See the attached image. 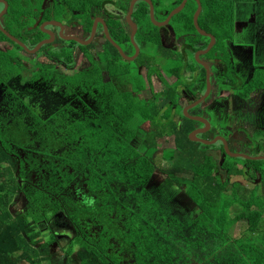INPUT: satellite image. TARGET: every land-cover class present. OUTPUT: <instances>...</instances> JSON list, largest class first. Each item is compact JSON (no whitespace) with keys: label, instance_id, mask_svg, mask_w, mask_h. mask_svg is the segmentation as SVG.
<instances>
[{"label":"flooded vegetation","instance_id":"1","mask_svg":"<svg viewBox=\"0 0 264 264\" xmlns=\"http://www.w3.org/2000/svg\"><path fill=\"white\" fill-rule=\"evenodd\" d=\"M19 1L21 7L31 10L28 16L26 13L19 16L9 14L15 0L0 1V14L7 5L6 11L0 17V25L28 48L8 37L0 29L17 45L0 41V53L3 54L0 56V64L10 61L14 65L11 70L0 67V149L5 148L2 136L6 144L9 142L6 134L13 136L24 131L29 140L17 147L14 144L9 145L11 155L16 159L15 168L11 166L12 171L5 178L4 174L0 175V182L9 180L10 183L16 182L20 185L13 193L11 203L7 205L14 217L26 212L30 196L33 200L52 196L60 202L58 208L51 207L47 212L49 216L41 218L36 224L35 231L40 233V241L35 247L46 243L53 233L58 237L57 241L49 245L48 252L42 254L45 257L43 264H64L70 257H76L79 264L78 246L69 256L63 250L76 233V225L66 221H69L70 214H78V204L91 201V188L97 189L101 194L102 177L98 176L94 167L106 176V171L93 163L92 168L79 172L77 176L70 175L68 185L59 191L57 186L61 177H54L53 191H48L39 184L43 183L44 178L48 179V175L41 164L43 145L36 139L37 129L35 131L36 126L31 125V118L32 114L46 116L44 112L54 102L53 97L42 94L43 80L31 79L32 73L40 70L43 64L54 81L56 76L66 77L80 71L89 74L97 63L103 107L107 108V100L121 96L113 94L115 89L119 93L131 91V95L137 100L158 107L156 113L160 112V115L167 118V122L177 123L185 138V145L199 148L215 162L217 168L214 176L219 177L221 182H229V194L235 189L242 199H249L253 195L264 198V47L252 45L249 40L247 42L240 38L239 33L252 16L256 15L260 21L264 18V0H242L243 8L236 5L238 0H226L234 6L233 32L230 38L225 39L221 51L217 49L216 36L205 30L216 38L208 50L212 39L198 31L195 24L197 33L208 40H200L195 44L198 49L192 51L190 46L198 37L196 32L187 30V21L182 14L191 0H187L184 8L169 20L171 12L183 0H176L171 8H165L164 0H151L154 19L151 17L150 4L146 0H137L132 11L131 4L134 0ZM142 2L148 5V11L144 12L149 17L143 20L138 12V5ZM261 5L263 7L260 9ZM197 9L198 3L195 13ZM167 20L166 24L161 25ZM36 40L37 43L33 45ZM46 40L50 42L43 44L38 51H29ZM204 42L206 45L203 47ZM43 49L71 50L73 61L69 65L57 62ZM206 50V53H201ZM37 54L41 57L31 62V70L27 69L28 58ZM85 81L89 84L91 78L86 77ZM87 97L92 99L90 92ZM152 105L149 104V112L152 111ZM22 118L25 126L20 125ZM130 124L138 129L143 127L144 122L136 117ZM174 146V136L162 139L159 150L153 156L156 170L148 188L160 205L176 216L184 227V234L188 235V230L200 217L201 211L188 195L186 183L174 182L170 185L166 181V168L171 161L163 157V150ZM158 152L162 153V158L169 164L162 170L164 182L154 187L153 177L158 170L155 156ZM7 166L9 165L6 163L2 165ZM23 166L28 167L26 171L30 172L29 175L21 176ZM230 170L239 172L230 173ZM171 191L174 193L173 201L170 199L172 202L167 200ZM181 192H184L193 207L188 208L176 202ZM234 207L236 210L239 208L233 206V214L236 211H232ZM97 218L99 223L91 219L86 221L87 229L84 234L88 236L89 242L102 241L104 238L97 237L102 233V227L106 226V211L99 210ZM242 221L246 222V227L236 235L235 226ZM263 224L264 215L258 231L264 230ZM246 230L247 221L241 219L235 223L231 233L239 238ZM117 246V264L133 263L137 260V255L133 252L124 253L123 244ZM54 248H58L62 255L58 256ZM195 251L197 254L194 260H200L196 264H203L200 247L195 248ZM13 263L30 264L25 259L15 262L13 256L4 263L0 262Z\"/></svg>","mask_w":264,"mask_h":264},{"label":"trees","instance_id":"2","mask_svg":"<svg viewBox=\"0 0 264 264\" xmlns=\"http://www.w3.org/2000/svg\"><path fill=\"white\" fill-rule=\"evenodd\" d=\"M201 2L203 10L199 25L216 36L217 49L221 51L225 39L230 38L233 32L234 6L226 0ZM19 3L15 0L9 14L19 16L26 13L28 16L31 10ZM138 6L140 18H149L144 12L148 11V5L142 2ZM196 8L197 3L191 0L182 13L187 21V30L196 32L198 37L190 46L192 51L198 49L195 44L200 40H208L195 29L193 15ZM0 41H9L17 46L1 31ZM37 41H33V45ZM43 50L57 62L69 65L73 61L71 50ZM0 56L3 54L0 53ZM0 67L11 70L14 65L4 61ZM42 68L34 71L31 79L41 78L42 94L53 97L54 102L44 112L46 116L32 114L31 118V125L36 126L35 131L37 129L36 139L43 145L41 164L48 175V179L44 178L39 184L53 191L54 177H61L57 186L59 191L68 185L70 175L77 176L79 172L92 168L93 163L106 171L104 177L94 167L98 176L102 177L101 194L91 188V201L78 204V214H70L69 221H66L76 225L72 241L63 249L67 256L78 246L79 264H117V245L123 244L124 253L137 255L135 262L127 264H196L200 260H194L197 254L195 248L200 247L203 264H264V230L258 231L264 215V198L253 195L242 199L235 189L229 194V182H221L219 177L214 176L215 162L199 148L185 145L178 124L167 122L160 112L156 113L158 107L155 108L152 103H149L152 105L149 112V104L137 100L131 91L119 93L115 89L113 94L121 96L107 100V108L103 107L97 63L89 74L80 71L66 77L56 76L54 81L52 74L45 70V64ZM86 77L91 78L89 84L85 81ZM88 91L92 99L87 97ZM135 116L144 122L143 127L135 129L130 124ZM23 122L24 118L21 126H25ZM6 135L9 142L6 144L2 136L5 148L0 149V175L4 174V178L11 173V166L15 168L16 159L11 155L9 145L17 147L29 140L24 131L13 136ZM166 136H174L175 140L173 148L163 150V157L171 161L166 168V181L170 185L174 182L186 183L188 195L201 211L188 235L184 234V227L176 216L166 211L148 188L156 170L153 156ZM57 154L63 158L60 159ZM4 163L9 166L2 167ZM27 168L23 166L21 176L30 174ZM237 171L230 170V173ZM11 187L14 189L11 190ZM18 187V183H10L9 180L0 182V262L4 263L13 256L15 262L25 259L30 264H43L45 257L42 254L48 252L49 245L58 237L53 233L46 243L35 247L40 241V233L35 231L36 224L41 218L49 216L47 212L51 207L58 208L60 202L52 196L41 200H33L30 196L26 212L14 217L7 205ZM235 205L239 208L233 214L231 208ZM99 210L107 214L106 226L102 227V233L97 237L104 238L89 242L84 234L86 221L98 222ZM241 219L247 221V230L241 237L235 238L231 230Z\"/></svg>","mask_w":264,"mask_h":264},{"label":"rangeland","instance_id":"3","mask_svg":"<svg viewBox=\"0 0 264 264\" xmlns=\"http://www.w3.org/2000/svg\"><path fill=\"white\" fill-rule=\"evenodd\" d=\"M176 0H164V6L165 8H171L173 7V4ZM236 5L240 8H243V1L242 0H238ZM235 5V6H236ZM263 7V5H261L260 9ZM41 56L40 54H37L35 56H32L30 58H28L27 60V69L31 70L32 69V65H31V62L33 63L36 59H39ZM57 71L58 72H61V69L60 68H57ZM55 69H54V72H57ZM47 101H49L48 99H46ZM47 108V107H44V109ZM155 159H156V163H157V166H158V170L157 172L154 174V177H153V186L154 187H158L160 185H162V183L164 182V174L162 172L163 169H165L167 167V165L169 164L168 162H166L163 158H162V153L161 152H158L155 156ZM173 196H174V193L173 191H171L168 196H167V200H170L172 198V201H173ZM171 201V200H170ZM171 201V202H172ZM176 202H178L180 205L182 206H185V207H193V204L190 202V200L187 198V196L184 194V192H181L178 196H177V200ZM19 204H21V201H18ZM237 208L234 207L232 209L233 210H236ZM264 225V224H263ZM246 227V222L242 221L240 222L239 224H237L235 226V231L234 233L237 235L239 234L241 231H243ZM64 243V242H63ZM56 249V253H58L57 255L58 256H61L62 253L58 251V248H54ZM20 264H25V263H20ZM64 264H78V260L76 257H70L68 258V260H66V262Z\"/></svg>","mask_w":264,"mask_h":264},{"label":"water","instance_id":"4","mask_svg":"<svg viewBox=\"0 0 264 264\" xmlns=\"http://www.w3.org/2000/svg\"><path fill=\"white\" fill-rule=\"evenodd\" d=\"M0 1H3V0H0ZM137 0H134L133 2H132V4H131V11H132V8H133V6H134V4H135V2H136ZM149 4H150V9H151V17H152V19H154V7H153V4H152V1L151 0H146ZM186 1L187 0H183V2H182V4L178 7V8H176L175 10H173L172 12H171V14H170V16H169V18H168V20L173 16V15H175V14H177L178 12H180L183 8H184V6H185V4H186ZM5 2V1H4ZM6 3V2H5ZM197 3H198V9H197V11H196V13H195V15H194V24H195V26H196V28L198 29V31H200L202 34H204V35H207V36H209L211 39H212V41H211V43H210V45H209V47H208V50L212 47V45L215 43V40H216V38L213 36V35H211V34H209V33H207L205 30H203L200 26H199V22H198V18H199V15H200V13H201V11H202V3H201V1L200 0H197ZM6 9H7V5H6ZM6 9H5V11H6ZM4 11V12H5ZM3 12V13H4ZM2 13V14H3ZM2 14H0V17L2 16ZM168 20L167 21H165L164 23H161V25H163V24H166L167 22H168ZM0 29L8 36V37H10L11 39H13V40H15V41H18L15 37H13L9 32H7L1 25H0ZM79 41H81V40H79ZM19 42V41H18ZM48 42H50V41H48V40H46V41H43V42H41V43H39L33 50H29L30 52H36V51H38L39 49H40V47L43 45V44H45V43H48ZM22 46H24L26 49H28L24 44H22L21 42H19ZM208 50H206V51H203V52H201V53H206Z\"/></svg>","mask_w":264,"mask_h":264},{"label":"crops","instance_id":"5","mask_svg":"<svg viewBox=\"0 0 264 264\" xmlns=\"http://www.w3.org/2000/svg\"><path fill=\"white\" fill-rule=\"evenodd\" d=\"M259 21V17L256 15L252 16V18L249 19V22L245 25L242 31H239V33L240 38H243L247 42L250 41L252 45L255 44L257 47L262 48L264 47V18L261 19L260 23H258ZM253 26H256V28Z\"/></svg>","mask_w":264,"mask_h":264}]
</instances>
